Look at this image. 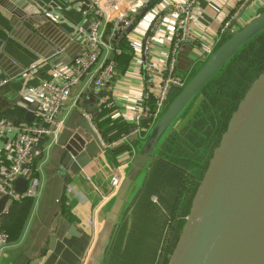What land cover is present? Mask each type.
I'll list each match as a JSON object with an SVG mask.
<instances>
[{"label": "crops", "instance_id": "1", "mask_svg": "<svg viewBox=\"0 0 264 264\" xmlns=\"http://www.w3.org/2000/svg\"><path fill=\"white\" fill-rule=\"evenodd\" d=\"M27 1L72 33L73 39L65 31L51 25L46 28L45 37L38 36L24 26L22 18L11 12L16 10L15 5L0 3V79L12 80L11 86L0 93V118L11 122H27L25 117L29 109L34 114L33 121L37 120L38 102L27 89L50 78L53 67L71 65L70 61L76 58L82 48L78 41L77 27L85 28L87 22L82 14L83 3L78 0ZM184 1L186 0H146V5L137 14L132 30L111 42L113 47L120 49V54L116 55L108 46L102 50L99 63L102 60L112 61L114 78L107 82L102 91L97 90L93 82L97 65L73 89L70 99L57 115V133L45 137L33 156V175L40 181L38 196L14 200L8 213L0 219V228L9 235L7 246L0 251V264H9L21 250L28 248L33 242L48 210L54 168L64 137L76 127L82 115L92 120L95 129L109 146L106 152H101L89 166L75 175L67 187L62 216L75 226L77 235L59 239L49 255L43 253L40 264L85 263L96 238L98 213L113 195L111 177L118 169L123 174L122 170L131 164L136 153V144L127 139L112 143L126 134V128L130 130L133 127L132 107L146 85L141 62L142 45L147 37L151 59L159 67L166 65L175 29V12L170 5ZM243 2L244 0H196L193 31L201 40H216V33L222 24L240 9ZM263 7L264 0H257L231 30L245 24ZM231 30L223 36L224 39ZM188 44L198 53L193 44ZM55 46L60 47L61 56L57 55V58L63 56L64 62L55 63V55L47 59L46 55L51 54ZM191 74L192 69L187 73L179 69L177 71V75L186 79ZM177 91L172 87L169 95ZM91 93L97 96L95 105L99 106L95 109L90 105L95 113L94 118L83 109L85 99ZM102 98L106 99L104 104L100 103ZM198 120L197 107L187 108L160 145L149 169L137 173L136 181L140 188L123 215L117 237L115 236L112 244V254L106 264H142V259H153L157 251H161L152 249V245L158 242L156 234L162 230L160 243H163L164 236H169L175 227L182 226L193 192L204 175L203 158L208 156V151L202 150L200 155L203 157L192 160V164L186 169L172 160L173 154L168 148L176 135L179 136ZM152 125L147 119L142 122V129L138 133L141 139L146 138ZM113 137V141H110ZM5 142L6 139L0 138V166H6L10 162L9 154L4 149Z\"/></svg>", "mask_w": 264, "mask_h": 264}, {"label": "water", "instance_id": "2", "mask_svg": "<svg viewBox=\"0 0 264 264\" xmlns=\"http://www.w3.org/2000/svg\"><path fill=\"white\" fill-rule=\"evenodd\" d=\"M78 1L83 3V9L87 8V0ZM256 1L244 0L231 27ZM3 2L15 5L16 10L11 12L22 18L24 26L32 33L45 37V30L51 25L65 31L73 39L72 33L27 0H2L0 3ZM88 26L89 21L84 27ZM263 35L264 7L229 33L204 60L197 58L188 43L182 45L177 53V68L185 73L192 69V74L168 100L145 139H141L137 133L127 137V141L136 144V153L128 170H122L123 179L119 188L98 213L96 238L84 264H106L112 254V244L123 215L140 188L136 181L137 173L149 169L170 129L197 97L194 106L199 109L202 92L207 85L224 73L236 55ZM59 52L60 47L55 46L46 57L50 59L55 55V63L64 62L63 56L57 58ZM70 62L72 64L74 60ZM7 80L0 86L1 94L12 84V80ZM96 100L97 96L91 93L83 106L92 118L95 113L90 107H99L95 105ZM25 118L27 122L33 121L31 109ZM108 146L92 120L82 115L76 127L64 137L54 168L48 210L34 240L9 264H40L43 253L49 255L59 239L77 235L75 226L62 216L67 187L71 179L89 166L101 152H106ZM27 188L28 179L18 177L12 194L0 190V219ZM166 264H264V67L227 122L204 175L193 192L189 211L176 235Z\"/></svg>", "mask_w": 264, "mask_h": 264}, {"label": "built area", "instance_id": "3", "mask_svg": "<svg viewBox=\"0 0 264 264\" xmlns=\"http://www.w3.org/2000/svg\"><path fill=\"white\" fill-rule=\"evenodd\" d=\"M146 0H87V8L82 14L89 21L87 29L78 26V41L82 44L79 54L71 65L56 66L51 70V77L43 80L38 86H31L27 92L38 102L36 121L11 122L0 118V138L6 139L4 149L9 154L10 162L0 166V190L4 193L14 192L15 180L18 177L28 179L27 190L17 196V199L37 197L40 190V181L33 175V156L37 153V146L42 140L57 133L55 128L56 118L70 99L73 89L80 84L83 77L98 65L93 76L94 86L102 91L107 82L115 76L112 61L99 63L102 50H109L120 54L118 47H113L111 42L127 34L133 28L137 14L146 5ZM196 0L171 3L175 12V29L173 44L168 54L167 63L159 67L147 49V40L142 45L141 62L146 76V85L142 95L136 100L133 109V127L119 140H126L131 134L139 133L142 122L147 119L151 124L155 122L160 113L168 104L167 96L172 87L178 91L185 85L186 78L177 75V53L182 43L195 46L197 58L206 59L215 48L223 41L231 30L233 18L237 12L226 20L216 33L218 38L212 41L201 40L192 29L194 21V7ZM155 25V24H154ZM234 32L233 30H231ZM203 59V60H204ZM7 79H0V86ZM105 98L100 103L104 104ZM123 179L122 172L118 169L111 177L112 193L119 188ZM9 242L8 233L0 228V251L4 250Z\"/></svg>", "mask_w": 264, "mask_h": 264}, {"label": "rangeland", "instance_id": "4", "mask_svg": "<svg viewBox=\"0 0 264 264\" xmlns=\"http://www.w3.org/2000/svg\"><path fill=\"white\" fill-rule=\"evenodd\" d=\"M259 45V43H254L253 53L259 51ZM251 67L252 66L250 65L244 64H240L237 68L232 67L229 73L225 75L222 74L221 79H215L207 85V87L202 92L203 99L198 106L199 120L194 122L189 127V129H184L179 136L176 135L175 138L178 136L176 140L174 138L173 142L170 143L168 151L173 154L172 160L187 169L192 164V160H196L199 158V154H201L202 150L207 149L208 154L209 152L211 153V146L216 147L223 133L222 132L218 134L219 126H221L222 124H226L227 126V122L234 111L230 110L232 109L234 103H239V101L241 100L239 96H244L246 90L248 89L247 88L244 90V80L246 83V78H251V76L255 73L254 70L251 69ZM199 68L200 66L197 68V71ZM243 70L248 71L245 75L243 74L244 76L241 78L240 73ZM176 93L177 92H173L170 98H172ZM209 95L211 96V100L209 98ZM237 98H239L238 102H236ZM197 100L198 97L194 100L193 103H191V107L195 105ZM226 105L230 108L226 109ZM226 115H228L229 117ZM212 138H214V141H216L215 143L210 144L209 142ZM206 165H208V163H206ZM179 229L180 228L178 227L175 228V230L173 229L174 232L172 231L173 233H170V240H164L165 242L161 243L162 247L160 254H156L153 259H142L140 263L158 264L159 262L163 261V255H168V252L174 244ZM162 251L163 254H161ZM158 257L161 260H159Z\"/></svg>", "mask_w": 264, "mask_h": 264}, {"label": "trees", "instance_id": "5", "mask_svg": "<svg viewBox=\"0 0 264 264\" xmlns=\"http://www.w3.org/2000/svg\"><path fill=\"white\" fill-rule=\"evenodd\" d=\"M118 39V38H117ZM254 43H259L260 45V49L258 52L253 53V47H254ZM252 42L250 43L243 51H241L238 55H236L235 58H233V60L231 61V63L227 66V69L224 71V75L229 73L232 67L237 68L240 64H244V65H250L252 66L251 69L254 70V74L251 76V78L249 77L246 78V83L244 80V90L249 88L250 83L257 77V75L260 74V72L263 70L264 64H263V56H264V35L259 37L257 39L256 42ZM231 66V67H230ZM248 70H243L240 75L241 78L247 73ZM244 74V75H243ZM223 75V76H224ZM222 75L218 78L221 79ZM242 95L239 96V98L242 99ZM239 98H237L236 102L239 101ZM237 103H234L232 109L230 111H233L236 109L237 107ZM229 117V116H228ZM226 129V124L223 125L222 129L220 130V133L224 132ZM129 131V128L125 129L124 132L127 133ZM117 137V135L115 136ZM111 138L110 141H113V139L115 138Z\"/></svg>", "mask_w": 264, "mask_h": 264}, {"label": "flooded vegetation", "instance_id": "6", "mask_svg": "<svg viewBox=\"0 0 264 264\" xmlns=\"http://www.w3.org/2000/svg\"><path fill=\"white\" fill-rule=\"evenodd\" d=\"M170 97H171V95H169L168 94V96H167V100H169L170 99ZM209 98H210V100H211V96L209 95ZM230 107L229 106H227L226 105V109H229ZM226 116H228V115H226ZM223 125V124H222ZM222 125L221 126H219V128H218V134L220 133V130L222 129ZM214 136V135H213ZM216 141V140H215ZM215 141H214V138H212L211 140H210V144H213V143H215ZM217 146V145H216ZM215 146H211V149H212V151H211V153L209 152V154H208V156H206V157H204L203 158V160H204V162H205V169H206V167H207V165H206V163H208L209 162V160H210V158H211V156H212V154H213V151H214V148ZM203 156H201L200 154H199V158L201 159ZM175 228H177V227H175ZM175 228H174V230H175ZM172 231H173V229H172ZM171 231V234L174 232H172ZM162 235H163V232H162V230H160V232L158 233V234H156V237H155V239H157L158 240V242L155 244V245H152V249H154L155 251L156 250H158V249H161V247H162V245H161V243H160V240H161V237H162ZM170 240V235L169 236H164V238H163V240H167V241H169ZM165 242V241H164ZM170 252V251H169ZM169 252H168V255L166 254V255H163V261H161V262H159L158 264H166L167 263V258H168V256H169ZM156 254H160V251H157V253ZM161 254H163V251H162V253ZM165 254V253H164ZM158 259L159 260H161L159 257H158ZM163 262V263H162Z\"/></svg>", "mask_w": 264, "mask_h": 264}]
</instances>
